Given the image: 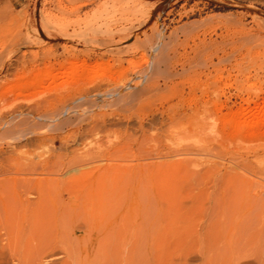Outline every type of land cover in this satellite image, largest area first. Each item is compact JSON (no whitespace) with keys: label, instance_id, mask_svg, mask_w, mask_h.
<instances>
[{"label":"rangeland","instance_id":"obj_1","mask_svg":"<svg viewBox=\"0 0 264 264\" xmlns=\"http://www.w3.org/2000/svg\"><path fill=\"white\" fill-rule=\"evenodd\" d=\"M235 179L264 182V0H0V209L39 180L138 210L26 263L264 264Z\"/></svg>","mask_w":264,"mask_h":264},{"label":"bare ground","instance_id":"obj_2","mask_svg":"<svg viewBox=\"0 0 264 264\" xmlns=\"http://www.w3.org/2000/svg\"><path fill=\"white\" fill-rule=\"evenodd\" d=\"M207 112L208 110L201 109L197 113L196 122L201 123L204 121ZM70 181L72 180H68L66 183L68 186H70ZM260 181L235 179L230 183L233 184L232 186H237L238 188L235 189L242 191L245 196H257L258 198L260 194L264 193V182ZM24 182L28 184V181ZM54 185L56 183L48 184L44 181H33L32 188H30L31 192L28 191L29 193L25 196L18 195L14 197L15 207L6 206V201L2 204L0 209V237L4 240L5 258L7 260L8 258L9 261L15 259L17 264H28L25 261L28 259L29 252L39 250L45 242L49 241L57 243L56 246L52 245L53 248H57L58 242L62 240L63 232L71 234L76 242L87 244L98 232L104 233L111 231L113 228L121 227L127 219L133 224L137 219L136 211L138 210H133L134 208L131 213H128L130 214L129 218H127L128 214L126 215V213L120 211L121 209L114 212L111 207L112 198L104 197L100 191L92 192L91 195L88 194L82 201L71 198V205L63 206L61 200L56 197L57 195L50 196L49 193H46V187L50 188ZM68 192L70 191L68 190ZM260 203H264V201ZM40 254L42 256V253ZM1 257L4 258L3 255ZM46 258L48 260L50 257Z\"/></svg>","mask_w":264,"mask_h":264}]
</instances>
